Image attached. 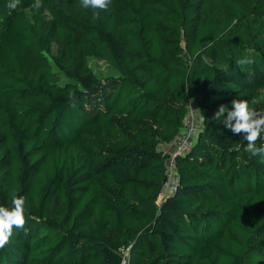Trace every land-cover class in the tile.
<instances>
[{"label": "trees", "instance_id": "obj_1", "mask_svg": "<svg viewBox=\"0 0 264 264\" xmlns=\"http://www.w3.org/2000/svg\"><path fill=\"white\" fill-rule=\"evenodd\" d=\"M76 1L12 11L0 0V206L23 197L26 217L0 264H118L121 249L126 264H264V161L213 119L233 99L264 111V0H112L108 13L66 14ZM52 43L49 65L26 52ZM86 43L115 75L95 76ZM196 109L205 120L157 202L159 144Z\"/></svg>", "mask_w": 264, "mask_h": 264}, {"label": "clouds", "instance_id": "obj_2", "mask_svg": "<svg viewBox=\"0 0 264 264\" xmlns=\"http://www.w3.org/2000/svg\"><path fill=\"white\" fill-rule=\"evenodd\" d=\"M20 0H12L7 7L15 11L19 7ZM112 0H81L82 7L93 10H106ZM42 0H35L31 8L39 11L42 8ZM93 20L99 19V14L93 12ZM240 65H251L254 61L250 58L241 59L237 62ZM70 99L75 98L74 92L68 93ZM253 104L256 102L253 101ZM231 110L227 106L221 105L215 112L213 119L222 120L225 128L230 129L233 134L243 135L247 142L246 151L252 156H260L264 161V147H257V141L264 134V111H257L254 107H250L247 100L233 99L231 101ZM193 114L199 118L201 122L205 119L199 109L192 110ZM13 207L8 209L0 206V250H3L9 243L13 235V229H23L26 224L25 217V199L23 197H13Z\"/></svg>", "mask_w": 264, "mask_h": 264}, {"label": "built area", "instance_id": "obj_3", "mask_svg": "<svg viewBox=\"0 0 264 264\" xmlns=\"http://www.w3.org/2000/svg\"><path fill=\"white\" fill-rule=\"evenodd\" d=\"M199 127L198 118L192 113L187 114L183 120V129L176 138L170 143H160L158 149L166 156L164 181L157 199H164L170 194L177 184L174 159L178 155L187 153L194 142L193 136H196ZM121 259L118 264H126L127 249H121Z\"/></svg>", "mask_w": 264, "mask_h": 264}, {"label": "rangeland", "instance_id": "obj_4", "mask_svg": "<svg viewBox=\"0 0 264 264\" xmlns=\"http://www.w3.org/2000/svg\"><path fill=\"white\" fill-rule=\"evenodd\" d=\"M63 10L66 14L70 16L79 17L85 11V8L82 7L81 0H79L73 3H65L63 5ZM103 11L108 13L110 12V9L108 7L106 10ZM47 18H55V13L49 6H47V9L44 12V19ZM26 52L29 54L33 62L42 65H49L51 63V55L55 53V44L52 43L50 52L35 51L30 48H27ZM85 58L87 60L88 66L91 68L96 77L102 78L107 75L116 74L112 67H110L104 60L100 59L96 55L92 46L89 43L85 44ZM192 109L194 108L192 107ZM195 137L196 136H193V140H195ZM160 199L158 198L157 202H159Z\"/></svg>", "mask_w": 264, "mask_h": 264}]
</instances>
